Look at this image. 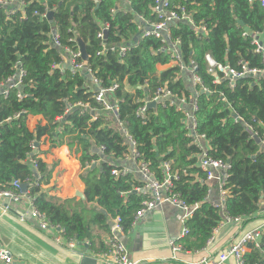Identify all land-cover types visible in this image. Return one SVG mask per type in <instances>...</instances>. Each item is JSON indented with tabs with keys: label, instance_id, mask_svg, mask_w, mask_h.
<instances>
[{
	"label": "trees",
	"instance_id": "16d2710c",
	"mask_svg": "<svg viewBox=\"0 0 264 264\" xmlns=\"http://www.w3.org/2000/svg\"><path fill=\"white\" fill-rule=\"evenodd\" d=\"M24 2L23 17L17 11L6 18L4 8H0V81L15 73L16 62L26 71L18 88L23 98L17 97V88H11L7 97L0 96V189L14 188L13 180L26 183L36 208L51 224L61 226L66 237H75L77 242L85 239L95 242L93 229L108 232L109 218L120 217L125 230L131 226L134 212L144 197L130 191L132 185L138 183L130 173L117 178L111 174L113 163H118L127 153L125 139L115 125L103 121L105 113L94 101L89 79L84 73H72L67 68L60 72L59 68L52 67L61 62L64 46L77 47L68 39L80 38L85 46L86 62L95 75L104 85L112 81L118 83L116 95L121 99L120 119L150 169L161 178L160 161H171L172 169L179 175L175 188L180 196L188 205L199 204L187 226L190 230L188 236L193 239L189 246L203 247L222 217L206 200L209 187L197 165L198 149L185 135L182 114L174 106L151 107L143 120L134 114L148 91L158 85H166L179 96H188L196 89L188 88L186 75L181 74L176 66L161 71L157 69L158 64L170 62L168 54L157 51L159 39L140 38L139 35L134 39L138 34L136 24L132 22L134 14L155 20L150 8L153 0ZM179 2L192 10L196 23L202 21L208 30L206 36L198 32L201 36L198 37L191 24L178 22L172 26L171 33L181 39L179 49L184 61H196L197 73L211 92L199 91L195 113L197 131L209 139L211 156L230 160L225 185L229 191L226 210L231 216H243L244 225L255 218L264 198V147L243 122H233L231 110L237 111L263 139L264 80L244 76L236 79L230 88L227 78L223 77L215 85L207 72L205 55L209 54L216 63L232 68H239L240 60L247 61L249 67H260L261 55L255 52L252 34L264 30V12L258 0ZM46 8L52 11L51 20L34 14V11L42 13ZM102 23H108L105 44L124 42L130 45L123 59L110 50L97 55L101 50L97 33ZM53 27L58 29L61 48L50 42ZM244 32L247 34L242 36ZM220 92L224 94V101ZM76 102L88 103L95 109L97 118L92 120L94 115L91 112L79 114L77 106L64 114L66 105ZM28 115H41L45 123H37L30 130ZM72 134H77L81 149L79 162L83 169L80 179L84 183V200L60 198L43 190L42 185L49 182L56 161L47 164L38 158L40 177L35 185L33 170L26 159L28 154L37 156L30 147L31 142L38 147L43 138L51 150L61 146L64 137ZM92 145L105 146L104 156L113 158V162L103 161L99 168L92 167L91 161L99 157L91 150ZM66 152L69 153L63 146L61 156L66 160L73 158L67 165L72 168L76 157ZM243 258L244 264H264V235L259 246L252 242L247 244Z\"/></svg>",
	"mask_w": 264,
	"mask_h": 264
},
{
	"label": "built area",
	"instance_id": "2783aa9c",
	"mask_svg": "<svg viewBox=\"0 0 264 264\" xmlns=\"http://www.w3.org/2000/svg\"><path fill=\"white\" fill-rule=\"evenodd\" d=\"M187 2L188 0H182ZM252 2L254 0H247ZM263 12H264V0H258ZM25 6L24 0H0V8H4V14L6 18L14 15L17 11L21 12L22 17L24 16L23 8ZM151 13L155 16V20H150L143 17L140 14H134L135 18L132 20L136 24V29L140 38L154 37L160 40V46L157 51L168 54L170 62L167 63L172 66H176L179 72H182L190 78L193 92L185 96L184 94L178 95L172 92L171 89L167 88L166 85H158L152 91H148L146 97H144L136 107L134 114L140 119L146 118V112L148 103L154 102V106L161 107H172L180 112L183 116V124L185 129V135L189 139L190 144L198 149V163L197 165L204 173V181L208 184V194L206 200L213 208L217 209L221 214V220L212 229L211 235L206 241V244H210L213 240L214 234L217 232L220 226L226 223H234L241 225L243 222V216H231L226 210V200L229 196L228 188L225 187L229 170L231 168V162L227 158H216L209 154L211 150V144L209 139L204 133L197 131V122L195 113L198 109V95L199 91L211 93L207 86L204 85L203 80L197 73V63L194 59L185 62L179 46L181 45V39L179 37L172 36L171 28L178 22H188L192 25L195 33L198 37L200 32L203 36H206L208 30L202 21L196 23L193 18L192 10L188 9L187 6L179 0H153L151 5ZM49 9H45L42 13L34 11L35 15H42L47 18ZM264 26V24H263ZM55 32H51L50 42L52 46L61 48L59 40V33L56 27H53ZM108 29V23H102L100 31L97 33V37L101 41V50L97 52V55L103 54L104 51L110 50L116 52L118 58L123 59L125 53L129 50L130 45L124 42L105 44L104 30ZM199 32V33H198ZM247 32L242 33L245 36ZM256 33L252 34V44L255 45V52L261 55V66L260 67H249L247 61L240 60L238 65L239 68H232L228 65L216 63L209 54L205 55V59L208 63L207 72L213 77V84H219L223 77L227 78L228 85L230 88L234 86L236 79L244 76H256L264 80V46L258 43L255 37ZM71 42H75L77 45V39L75 37L68 39ZM64 54L61 56V62L59 64H53V68H59L60 72H63L67 68V65L71 67V72H82L89 79L90 89H92V97L94 101L101 107L105 116L103 121L112 123L121 132V135L125 139L127 144V159L131 160L132 166H134V172L139 176L137 184L132 185L130 191L135 192L138 195L144 197L140 207L134 212L131 225L141 218L146 212L153 210L157 207H161L164 204L171 205L182 211V222L183 227L181 229L182 236H188L190 233L187 221L192 216L194 210L198 208L199 204L188 205L184 199L180 196L179 191L175 188V181L179 179L177 171L172 169L171 161L161 160L159 168L161 170V178H157L155 173L150 169L149 164L140 155L136 143L133 138L129 135L128 130L124 126V122L120 119L119 114V103L121 99L116 95V90L119 87L118 83L112 81L108 85H104L103 81L98 78L92 67L81 58V53L78 46L74 49L71 47L64 46ZM68 62V64H67ZM16 67V68H15ZM15 73L8 76L4 80L0 81V96L7 97L11 88H19L23 83V79L26 75V71L20 63H15ZM68 69V68H67ZM146 82V81H145ZM222 100H225L224 94L219 93ZM17 97L23 98V94L18 89ZM79 107V114L91 112L94 115L95 109L90 107L88 103L76 102L73 105L67 104L64 110V114L69 113L73 107ZM234 123L243 122L252 133L253 137H258V132L254 130L252 125L247 123L243 117L235 110H231ZM18 115V114H16ZM62 116L58 117L60 119ZM97 118L93 116L92 120ZM56 119V120H57ZM260 145L264 147V133L263 139H260ZM30 147L35 150L36 144L30 143ZM95 152L99 155L104 156L105 146L100 145L97 147ZM101 158V157H100ZM26 159L31 165L33 170L32 179L34 184L37 185L39 181V171L37 160L38 156L34 154H28ZM106 161V157L101 158ZM132 172V169L121 165V163H113L111 174L117 178L124 176ZM210 182H214L215 197L211 198L210 193ZM22 182L13 180L12 185L14 188L0 189V198H4L9 202H18L24 200L27 205L28 213L35 220L36 224L42 231H53L55 242L69 250H74L77 247V241L75 237H66L64 229L58 224H51L47 219L46 215L39 211L33 204L32 195L28 194V188L25 192L20 189ZM129 191V192H130ZM263 203V204H262ZM264 205V201L260 202ZM259 204V205H260ZM8 208L6 205L3 207V211ZM259 210V209H258ZM262 210V209H261ZM256 216V214H255ZM261 221L258 225L242 231L237 234L229 243H227L221 250L216 252L210 257L203 256L197 264H224L228 258H233L235 264H244L243 254L247 250V244L252 242L255 246H259V241L264 235V210L260 216ZM111 227L109 235L106 237L104 243L107 245L105 250H101L97 253L96 259L104 264H138L136 261L130 258L127 247L121 240L120 236L125 233V229L121 224L120 217L111 218ZM89 245L88 240H82L79 244ZM172 249L174 251L180 250L181 246L171 242ZM0 264H18L16 259L12 256L10 251L2 246L0 240Z\"/></svg>",
	"mask_w": 264,
	"mask_h": 264
},
{
	"label": "crops",
	"instance_id": "0c3cea01",
	"mask_svg": "<svg viewBox=\"0 0 264 264\" xmlns=\"http://www.w3.org/2000/svg\"><path fill=\"white\" fill-rule=\"evenodd\" d=\"M255 37L258 43L264 46V30L256 33ZM169 66L172 65L158 64L157 69L161 71ZM185 78L189 82L188 88L191 87V90H193L190 78L188 76ZM37 123H45L41 115L27 116V127L30 130H33ZM42 140L41 145H38V149H36L38 158L47 164L53 161L57 162L49 182L42 185L43 190L60 198L75 197L77 200L81 199L76 195L77 192H81L84 195V183L80 179V174L83 172L79 162L81 149L77 134L64 137L63 144L51 150H49V143L47 141L42 143ZM63 146H66L69 151V153L66 152L67 155L76 157L72 168L67 165L73 158L66 160L61 156L60 150ZM41 147L44 150L48 149L50 154L43 157V154L39 153V151L43 152ZM97 147L92 145L91 150L95 152ZM127 153L118 162L132 169L130 174L133 176V180L138 181L139 176L134 172L131 160L126 158ZM196 157L198 163V154ZM112 160L114 159L106 157L108 163ZM93 162L96 163L94 167H100V163L103 160L98 157V159L91 161V166ZM89 164H87L88 167L90 166ZM214 185V182H210V193L213 196L211 198L215 197ZM262 201H264V198L260 202ZM262 204L259 205V210L253 220L244 225L223 224L214 234L212 242L210 244L205 243L200 248L189 246L193 239L189 236L184 237L181 235L183 213L178 208L168 204L146 212L129 229L125 230V233L120 238L127 247L130 258L138 264H197L203 256L207 255L210 257L221 250L238 233L258 225L264 210V205ZM6 205L8 208L3 211V207ZM26 205L27 203L24 200L9 202L4 198H0L1 244L10 251L18 264H104L98 261L96 256L101 250L107 248L104 241L109 235L110 229L107 232L94 228L92 234L95 242L92 243V241L85 239L89 242L88 246L78 242L74 250H69L55 242V232L51 230L42 231L39 228L28 213ZM110 221L111 218H109L111 227ZM171 242L180 245L181 249L174 251ZM85 256L90 260L95 259L96 261L94 263L87 260L82 262V257ZM224 264H235V261L230 257Z\"/></svg>",
	"mask_w": 264,
	"mask_h": 264
},
{
	"label": "water",
	"instance_id": "95a60500",
	"mask_svg": "<svg viewBox=\"0 0 264 264\" xmlns=\"http://www.w3.org/2000/svg\"><path fill=\"white\" fill-rule=\"evenodd\" d=\"M47 18H48L49 20L52 19V11H49V12L47 13ZM51 32L54 33V32H55V29H52ZM107 33H108V29H105L104 32H103V34H104V38H106ZM138 37H139V36L136 35L134 39H137ZM76 41H77V46H78V48H79V51H80V53H81V58H82L84 61H86V60H87V54H86V51H85L84 43H83V41H82L80 38H77ZM67 64H68V62H67ZM67 68L71 70V67H70L69 65H67ZM147 106H148V108L154 107V102H150V103H148ZM254 138L256 139L257 142H260L258 137H254ZM100 157H101V158H104L105 156L100 155ZM105 160H106V159H105ZM95 165H96V163L93 162V163H92V167H94ZM26 188H27V184H26V183H21V184H20V189H21L22 192H25V191H26ZM76 195H77L79 198H81V199L84 198V195H83V193H81V192H77ZM91 259H92V258H91ZM85 260H87L88 262L93 261V263L96 261L95 259L90 260V259H89L88 257H86V256H85V257H82V260H81V261L83 262V261H85Z\"/></svg>",
	"mask_w": 264,
	"mask_h": 264
},
{
	"label": "rangeland",
	"instance_id": "374dc122",
	"mask_svg": "<svg viewBox=\"0 0 264 264\" xmlns=\"http://www.w3.org/2000/svg\"><path fill=\"white\" fill-rule=\"evenodd\" d=\"M68 140H69V139H68ZM43 142H45V141L42 140V143H43ZM40 145H41V141H40ZM40 145H39V146H40ZM42 145H43V144H42ZM47 146H48V145H47ZM36 149H38V148L36 147L35 150H34V152H36ZM39 150H40V149H39ZM41 150H43V152H40V151H39V153H40V154H43V157L46 156V155H49V154H50V153H48V152H49L48 149L44 150V149L41 147ZM98 168H99V167H98Z\"/></svg>",
	"mask_w": 264,
	"mask_h": 264
},
{
	"label": "clouds",
	"instance_id": "9594fccd",
	"mask_svg": "<svg viewBox=\"0 0 264 264\" xmlns=\"http://www.w3.org/2000/svg\"><path fill=\"white\" fill-rule=\"evenodd\" d=\"M36 144V143H35ZM36 147H37V144H36Z\"/></svg>",
	"mask_w": 264,
	"mask_h": 264
}]
</instances>
